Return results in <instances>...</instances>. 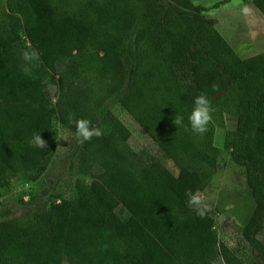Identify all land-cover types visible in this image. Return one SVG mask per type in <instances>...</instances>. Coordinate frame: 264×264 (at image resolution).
<instances>
[{
	"label": "trees",
	"instance_id": "1",
	"mask_svg": "<svg viewBox=\"0 0 264 264\" xmlns=\"http://www.w3.org/2000/svg\"><path fill=\"white\" fill-rule=\"evenodd\" d=\"M253 5L264 16V0ZM204 12L189 0H0V187L41 172L49 149L33 137L52 143L56 121L73 136L81 118L103 133L78 143L77 177L59 179L46 205L31 198L0 209V264H248L186 195L215 176V130L227 118L235 129L223 148L244 169L254 201L241 236L264 263V166L250 154L264 135V55L242 60ZM22 44L36 58L26 61ZM49 85L58 93L45 99ZM201 93L215 109L202 135L188 121ZM111 101L176 175L140 162L129 129L110 122ZM92 164L102 173L85 182L78 176ZM16 205L34 209L15 217Z\"/></svg>",
	"mask_w": 264,
	"mask_h": 264
},
{
	"label": "rangeland",
	"instance_id": "2",
	"mask_svg": "<svg viewBox=\"0 0 264 264\" xmlns=\"http://www.w3.org/2000/svg\"><path fill=\"white\" fill-rule=\"evenodd\" d=\"M189 1L205 9V18L239 57L246 58L264 52V16L254 7L253 0ZM21 52L24 55L25 52L36 51L29 44H22ZM61 69L62 66H58V70ZM47 89L48 95L44 96L45 99L53 98L58 93L54 85H49ZM107 109L111 116L110 122L113 119L119 120L129 129L131 133L129 145L137 153L141 163H154L173 175L177 174L176 166L164 157L162 151L117 102H109ZM225 125L226 129L215 130L214 145L220 150L217 172L208 186L195 194L199 197L200 203L193 205V208L213 219L219 242L228 246L235 255L248 264H264L241 236V228L253 211L254 201L249 193L244 169L234 164L229 151L223 148L225 131L235 129V120L227 118ZM54 128V141L46 142L49 149L47 164L38 174L17 175L8 186L0 187V209L12 208L11 206L18 204L20 200L26 202L31 198L35 199L36 206L46 205L44 197L59 179L69 175L77 177L75 174L78 170L70 168L78 147L76 137L70 135L58 121L54 123ZM250 154L258 165L264 166V135L251 148ZM101 173V166L92 164L78 177L85 182H91ZM63 189L61 188V191ZM13 209V216L19 217L34 209V205L32 207L16 205ZM120 212L124 218H128L126 211L121 209ZM258 239L264 244V227L258 234Z\"/></svg>",
	"mask_w": 264,
	"mask_h": 264
},
{
	"label": "clouds",
	"instance_id": "3",
	"mask_svg": "<svg viewBox=\"0 0 264 264\" xmlns=\"http://www.w3.org/2000/svg\"><path fill=\"white\" fill-rule=\"evenodd\" d=\"M245 12L247 9L244 10ZM37 54L35 52L24 53V59L30 61L36 58ZM194 107L191 111V114L188 117L189 125L192 132L196 134H204L207 131V126L212 122V113L215 109L211 105V101L208 96L204 93L198 95L193 101ZM70 119H72L70 117ZM183 116L175 115L173 123L178 127L184 126ZM76 133L75 137L78 143L83 144L86 141H90L94 136L100 137L103 135L100 128L96 125H93L91 121L87 119H76L74 120ZM36 146L41 148H46V141H44L40 134H36L33 137V141ZM186 195L189 197V206L197 205L200 203L199 197L192 194L191 190H186Z\"/></svg>",
	"mask_w": 264,
	"mask_h": 264
},
{
	"label": "crops",
	"instance_id": "4",
	"mask_svg": "<svg viewBox=\"0 0 264 264\" xmlns=\"http://www.w3.org/2000/svg\"><path fill=\"white\" fill-rule=\"evenodd\" d=\"M261 55H264V52L262 53V54H258V55H254V56H248V57H246V58H244V56H241L240 58L242 59V60H250V59H253V58H256V57H259V56H261Z\"/></svg>",
	"mask_w": 264,
	"mask_h": 264
}]
</instances>
